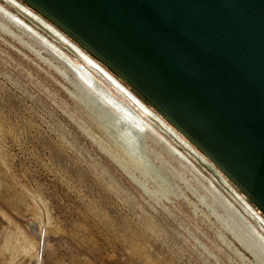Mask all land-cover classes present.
Masks as SVG:
<instances>
[{
	"label": "rangeland",
	"instance_id": "374dc122",
	"mask_svg": "<svg viewBox=\"0 0 264 264\" xmlns=\"http://www.w3.org/2000/svg\"><path fill=\"white\" fill-rule=\"evenodd\" d=\"M56 30L0 0V264H264L229 200L264 235L263 211L120 88L170 144H118L60 50L85 56Z\"/></svg>",
	"mask_w": 264,
	"mask_h": 264
},
{
	"label": "water",
	"instance_id": "95a60500",
	"mask_svg": "<svg viewBox=\"0 0 264 264\" xmlns=\"http://www.w3.org/2000/svg\"><path fill=\"white\" fill-rule=\"evenodd\" d=\"M125 78L264 212V0H26Z\"/></svg>",
	"mask_w": 264,
	"mask_h": 264
},
{
	"label": "bare ground",
	"instance_id": "6f19581e",
	"mask_svg": "<svg viewBox=\"0 0 264 264\" xmlns=\"http://www.w3.org/2000/svg\"><path fill=\"white\" fill-rule=\"evenodd\" d=\"M16 1L26 7L33 14L41 18L44 22L53 26V28L55 27L58 32L60 31L64 35V37L72 41L82 51L83 56H85L86 58V63L83 64L72 59V56L69 55L65 50H60V54L61 57L64 59V62L68 63L74 70L75 74L79 77L87 93H89L93 97V99L98 102L97 107L99 108L102 114L104 113V118L108 122V125L118 130L119 139H116L117 141H119V143L116 141L118 144H121L122 147H126L130 152H132L133 149L130 148V145H128V143L135 144L136 147H138L137 144H139L141 140L143 142H146V139L149 136L155 137L162 144H170L169 141L163 135L157 133L156 129L146 120L148 119L152 122L149 114L146 113L145 110L141 109V107L138 105L140 104L141 106H143V104H145L148 108L146 109L147 112L149 110H153L154 112H156L169 126H171V128H173L178 134H180L184 139H186V141L190 143L196 150H199L202 156L205 157H203V159L208 160L212 164L216 165V163L210 158V156L206 152H204L195 142H193L182 130L175 126L151 101L144 97L125 78L119 75L112 67H110L107 63L100 59L98 55H96L78 39L68 33L64 28L59 26L56 22L51 20L42 12H40L37 8L32 6L26 0ZM9 12L8 14L12 15L15 20L25 26H28L25 22L21 21L19 15L14 14L13 12ZM35 31L38 32L37 30ZM42 40L48 41V39L45 37H42ZM92 64H96V67L99 68L113 82L105 78L104 75L99 70H97V68L95 69L92 66ZM94 74L97 75L101 80H103L125 101L122 100L118 95H116L112 90L108 89V87ZM119 88L123 89L124 92L126 91L130 96H132L131 98H134V100L138 104L133 101L129 96H127L124 92H122ZM172 150L175 154L179 153V155L185 156L183 152H181L178 148L174 146H172ZM217 169L224 177V179L229 182L234 187V189H236V191H238V193L244 197V199L247 201V203H249L250 206L255 209L258 208L257 210H260V207L257 206L253 199H251V197L248 196L219 166H217ZM212 185H214V183H212ZM220 194H222V196H225L221 192ZM229 203L233 213L239 216V218L244 222L247 227L248 234L255 241L259 242V247L264 252V235L260 231L261 228L258 229L255 225H253L230 200ZM259 215L261 217H264V212H259Z\"/></svg>",
	"mask_w": 264,
	"mask_h": 264
}]
</instances>
